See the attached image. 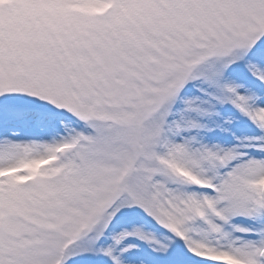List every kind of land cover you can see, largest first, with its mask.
<instances>
[{
	"label": "snow or ice",
	"instance_id": "6c2138e0",
	"mask_svg": "<svg viewBox=\"0 0 264 264\" xmlns=\"http://www.w3.org/2000/svg\"><path fill=\"white\" fill-rule=\"evenodd\" d=\"M0 264H264V0H0Z\"/></svg>",
	"mask_w": 264,
	"mask_h": 264
}]
</instances>
